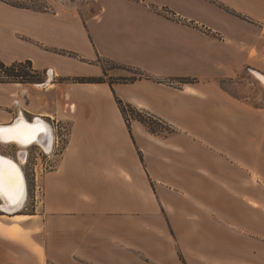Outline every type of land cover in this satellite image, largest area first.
<instances>
[{
    "label": "crops",
    "instance_id": "0c3cea01",
    "mask_svg": "<svg viewBox=\"0 0 264 264\" xmlns=\"http://www.w3.org/2000/svg\"><path fill=\"white\" fill-rule=\"evenodd\" d=\"M37 1L0 2L4 62L98 77L97 56L149 78L57 84L68 143L35 210L0 214V264H264V107L221 86L263 70L264 0ZM30 90L0 84V122ZM116 97L172 132L130 129Z\"/></svg>",
    "mask_w": 264,
    "mask_h": 264
},
{
    "label": "rangeland",
    "instance_id": "374dc122",
    "mask_svg": "<svg viewBox=\"0 0 264 264\" xmlns=\"http://www.w3.org/2000/svg\"><path fill=\"white\" fill-rule=\"evenodd\" d=\"M15 0H0L1 3H4L8 6L16 7V8H25V7H18L14 5ZM24 3V2H22ZM25 4L29 5V7H45V4L39 2L37 0H29ZM76 25V24H75ZM263 28V27H262ZM261 39L264 41V29L261 31ZM52 50V49H50ZM62 54H69L64 52ZM72 56L71 61L73 62V71L80 72L81 69V62L78 61L75 57V54H69ZM100 59V57H95L93 62H99L101 67L103 68V74L98 77H94L97 81H103L105 83H114V84H126V80L129 77H134L138 75V72H131L123 66H117L119 64ZM262 66L264 67V58L260 59ZM117 65H115V64ZM255 70V69H254ZM261 72L264 74L263 70L257 71H250L248 69H243L239 73V77L236 81H221V86L228 89L230 92L236 95H241L243 97H249L259 108L264 107V85L260 81L259 77H257L256 72ZM42 75L45 78V81L41 84H45L49 82L50 84L54 85V89L47 88L45 85L41 87H37L34 84H27L25 85V89H31L29 91L30 96L27 94L25 99L22 97V108L18 106L17 103L14 106V110L16 109V114L13 116V121L18 118L20 115H25L28 120H35L38 116L43 117L47 120L48 125L54 131V146L50 153H46L40 146H33L28 149V153H23L20 148L17 146H4L0 144V154L13 157L15 160H19L20 156L25 155V162L21 163L23 166V170L26 175L28 190H27V200L24 207L18 211V214H30L35 210L37 205V190L38 186L40 187L41 184V177L46 172L50 171L56 163L57 156L60 155L64 148L66 147L69 139L70 129H71V120L66 118L68 115V111L70 112L73 107L71 108L66 101V96L62 95V92L57 91V84L61 85H68L72 84L68 78H62L54 76L51 70H44L41 71ZM52 73V74H51ZM73 78V77H69ZM181 80L178 79V85L182 84H190V83H183L180 82ZM193 81V80H192ZM194 83V81H193ZM129 84V83H128ZM193 92V91H192ZM16 100V98H15ZM26 100V101H24ZM21 108V110H19ZM50 115V117H48ZM129 116V126L131 129V125L133 122H139L138 119L143 118L146 120L147 124L153 126L157 131L159 136L167 137L169 136V124L163 121V124H156L159 123L152 118H149L146 114L142 113L139 108L134 106V110H130L128 112ZM17 117V118H16ZM158 120H161L158 118ZM13 121L8 122H0V124H9ZM127 124V123H126ZM143 125V123H141ZM144 126V125H143ZM17 147V148H16ZM21 162V161H20ZM1 205V202H0ZM0 214H12L8 213L1 209L0 207Z\"/></svg>",
    "mask_w": 264,
    "mask_h": 264
},
{
    "label": "bare ground",
    "instance_id": "6f19581e",
    "mask_svg": "<svg viewBox=\"0 0 264 264\" xmlns=\"http://www.w3.org/2000/svg\"><path fill=\"white\" fill-rule=\"evenodd\" d=\"M52 74V73H51ZM257 77H259L260 81L264 85V74L261 72H256ZM37 87H41L45 85L47 88H51L53 85L49 82L45 84H34ZM42 116V115H41ZM37 117L35 120H28L25 115H20L16 120H14L12 123L9 124H0V130H7V129H20L23 131H34L35 135L32 137L30 142L28 143H19L15 139H8L9 136L8 132H3L0 134V144L4 146H17L21 149L23 153H26L29 148L33 146H40L46 153H50L54 146V131L51 128L50 125H48L47 120H45L43 117ZM50 117V116H48ZM16 147V148H17ZM28 153V152H27ZM19 160H15L13 157L2 155L0 154V161H3V164H0V167L3 168L5 172L9 170L8 163L11 162V164L15 165L16 168L19 170V175L22 178L21 184H22V196L19 198L18 203H14L9 201L5 196L0 195V202H1V209L8 212V213H17L20 211L27 200V190H28V184L25 172L23 170V166L21 163L25 162V155L20 156Z\"/></svg>",
    "mask_w": 264,
    "mask_h": 264
},
{
    "label": "trees",
    "instance_id": "16d2710c",
    "mask_svg": "<svg viewBox=\"0 0 264 264\" xmlns=\"http://www.w3.org/2000/svg\"><path fill=\"white\" fill-rule=\"evenodd\" d=\"M14 5L18 7H29V5L22 3L20 1H14ZM239 16V15H237ZM109 62V61H107ZM115 64V63H113ZM117 65V64H115ZM122 66V65H117ZM123 68H126L127 70H130L131 72H138L137 76L129 77V79L126 80V84L128 83H134L140 79H148L149 77L145 74H143L140 70L132 67L123 66ZM67 80H70L73 83H81V84H101L105 83L103 81H97L94 77H73L68 78ZM180 82L183 83H193L191 79H180ZM45 81L44 76L40 72V70H37L34 68L32 61H22V62H14V63H6L0 58V84H41ZM114 83H110L112 86ZM117 104L122 112V115L127 123V126H129V116L128 112L130 110H134V106L125 103L122 99L116 97ZM142 113L146 114L149 118H152L153 120L158 121L159 123L156 124H163L162 120H158L155 116L151 115L150 113L140 110ZM143 125L153 134H158V131L151 125L147 124L146 120L143 118L138 119ZM169 133L172 132L170 127L168 128Z\"/></svg>",
    "mask_w": 264,
    "mask_h": 264
},
{
    "label": "snow or ice",
    "instance_id": "6c2138e0",
    "mask_svg": "<svg viewBox=\"0 0 264 264\" xmlns=\"http://www.w3.org/2000/svg\"><path fill=\"white\" fill-rule=\"evenodd\" d=\"M3 132L9 133L8 139H15L19 143H28L35 135L34 131L26 132L20 129L0 130V134ZM3 163V161H0V164ZM7 163L9 168L7 172L0 167V195L5 196L11 202L18 203L19 198L22 196V178L16 166L11 164V162Z\"/></svg>",
    "mask_w": 264,
    "mask_h": 264
},
{
    "label": "built area",
    "instance_id": "2783aa9c",
    "mask_svg": "<svg viewBox=\"0 0 264 264\" xmlns=\"http://www.w3.org/2000/svg\"><path fill=\"white\" fill-rule=\"evenodd\" d=\"M38 191V190H37Z\"/></svg>",
    "mask_w": 264,
    "mask_h": 264
}]
</instances>
